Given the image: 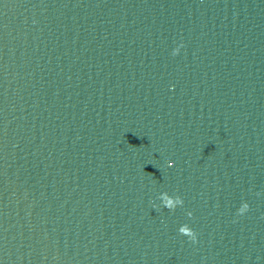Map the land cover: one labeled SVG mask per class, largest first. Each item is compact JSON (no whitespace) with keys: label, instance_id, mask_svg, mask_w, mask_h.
<instances>
[{"label":"water","instance_id":"95a60500","mask_svg":"<svg viewBox=\"0 0 264 264\" xmlns=\"http://www.w3.org/2000/svg\"><path fill=\"white\" fill-rule=\"evenodd\" d=\"M0 264H264V0H0Z\"/></svg>","mask_w":264,"mask_h":264},{"label":"clouds","instance_id":"9594fccd","mask_svg":"<svg viewBox=\"0 0 264 264\" xmlns=\"http://www.w3.org/2000/svg\"><path fill=\"white\" fill-rule=\"evenodd\" d=\"M179 50H180L179 47L173 49V55H176L179 52ZM173 202H175L176 204L183 203L182 199L179 196H175L172 198V200L168 201L169 204H172ZM248 208H249V204L247 202H243L239 207L238 212L243 214L245 211H247ZM188 214L191 215V213ZM179 232L190 236L193 240L196 239L193 229L190 228L188 225H184L181 229H179Z\"/></svg>","mask_w":264,"mask_h":264}]
</instances>
